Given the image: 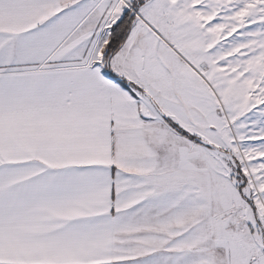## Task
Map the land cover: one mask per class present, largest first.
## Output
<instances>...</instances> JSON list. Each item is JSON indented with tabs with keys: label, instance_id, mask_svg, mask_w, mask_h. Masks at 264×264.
Returning a JSON list of instances; mask_svg holds the SVG:
<instances>
[{
	"label": "snow or ice",
	"instance_id": "1",
	"mask_svg": "<svg viewBox=\"0 0 264 264\" xmlns=\"http://www.w3.org/2000/svg\"><path fill=\"white\" fill-rule=\"evenodd\" d=\"M0 264H264V0H0Z\"/></svg>",
	"mask_w": 264,
	"mask_h": 264
}]
</instances>
